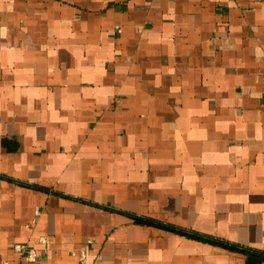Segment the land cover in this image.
Segmentation results:
<instances>
[{
  "label": "crops",
  "instance_id": "1",
  "mask_svg": "<svg viewBox=\"0 0 264 264\" xmlns=\"http://www.w3.org/2000/svg\"><path fill=\"white\" fill-rule=\"evenodd\" d=\"M4 263L264 264V0H0Z\"/></svg>",
  "mask_w": 264,
  "mask_h": 264
},
{
  "label": "built area",
  "instance_id": "2",
  "mask_svg": "<svg viewBox=\"0 0 264 264\" xmlns=\"http://www.w3.org/2000/svg\"><path fill=\"white\" fill-rule=\"evenodd\" d=\"M38 211L35 212V215H38ZM34 222V219L33 221ZM27 227H29V225H27ZM37 244L41 247H43V250H45L47 241L45 237H39L37 239ZM13 251L17 252V253H21L25 255V258L30 261V262H34L36 260L37 257V252H36V248L35 246H26V245H21V244H17L14 245L13 247ZM82 256H84V254L82 253ZM7 264V263H4Z\"/></svg>",
  "mask_w": 264,
  "mask_h": 264
}]
</instances>
